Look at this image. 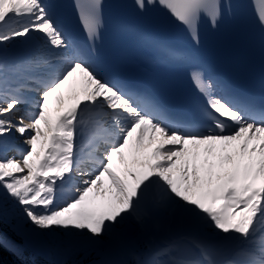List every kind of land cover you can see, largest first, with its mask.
<instances>
[{
    "label": "snow or ice",
    "instance_id": "snow-or-ice-1",
    "mask_svg": "<svg viewBox=\"0 0 264 264\" xmlns=\"http://www.w3.org/2000/svg\"><path fill=\"white\" fill-rule=\"evenodd\" d=\"M135 4L141 12L158 4L196 43L200 17L215 27L222 14L220 0ZM76 6L87 42L94 45L102 27V0H76ZM30 41L43 44L42 54L12 55L15 44ZM68 46L44 0H0V191L20 206L26 222L41 231L75 229L99 237L151 201L197 227L225 234L239 246L231 257L216 260L208 247L192 241L199 258H188L174 241L150 252L143 264H264V108L249 102L234 105L215 94V83L194 71L192 80L204 103L196 120L177 121L101 80L85 59L78 58L81 52L66 57ZM165 51L177 54L175 49ZM58 57L63 59L56 61ZM57 62L61 66L54 68ZM76 74L82 77V98H70L75 102L67 108L59 99L53 117L49 97ZM25 102L35 111L18 115ZM14 133L23 137L26 149L12 143ZM130 138L137 150L145 138V147L156 146L149 160L132 161L146 170L136 172L125 165L124 174L117 175L113 158L125 164L123 151ZM237 141L239 160L224 157L233 168L223 174L215 173L207 158L198 165L199 152L185 147L220 145L223 152ZM10 147L19 159L8 156ZM214 151L204 149L207 155ZM78 176L84 178L77 180ZM0 243L8 245L6 240Z\"/></svg>",
    "mask_w": 264,
    "mask_h": 264
},
{
    "label": "bare ground",
    "instance_id": "bare-ground-1",
    "mask_svg": "<svg viewBox=\"0 0 264 264\" xmlns=\"http://www.w3.org/2000/svg\"><path fill=\"white\" fill-rule=\"evenodd\" d=\"M41 46L43 48L38 49L40 51V54H42V52L44 50V46L42 43H39L37 41L17 43L12 47L11 53H12V55H14L16 57H24L25 53L27 54V56H34V55H38V54L34 53V48L35 47L41 48ZM66 52H67V50H66ZM65 56L68 58H71L69 56V54H67V53H65ZM62 59H63V57L55 58L56 61H60ZM60 66L61 65L58 62L53 64L54 68H58ZM12 80H13V78L11 76H9V84L10 85L13 84ZM68 83H70V84L68 85ZM82 86H83L82 85V77L80 74H76L74 77L70 78L64 85H62L61 89H59L57 93H54L52 96L49 97V112H50V114L52 116H55L57 114V112H56V109L58 107L57 101L59 99H62L64 101L63 107L67 108L71 103L75 102L74 99H70V98H72V97L82 98V96H81ZM25 112H28V111H19L18 115H23V114H25ZM14 119H15V117H14ZM27 122L28 121L25 120V123H27ZM10 139H12V143L15 144L18 148L24 149L27 146L23 143V137H21L18 133H14L13 136L10 137ZM133 140L134 139L130 138L129 145L132 144ZM189 145L193 148V152H196V151L199 152V159L197 160V164L198 165L201 164L203 162V160L205 158H207L209 163L213 164L215 166L213 168V171L215 173L223 174V172L232 170L233 165H231V164L228 165V163L223 159L224 157L231 155V156H233L234 159L239 160V158H237V156H235V153H234L235 149H236L235 147H238V141L234 142L231 146H229L223 152L220 151V148H221L220 145L211 146V147H214V149H215V151L212 155H207L204 152L205 147H210L209 145H198V146H194L191 144H189ZM146 150H147V157H149L150 151H149V149H146ZM232 150H233V153H231ZM131 152H132V150H128L126 147L124 149V152H123L124 158H129ZM7 154L10 157L15 156L17 159L20 158V154L16 150L12 149L11 147L9 148ZM186 159H190V157H186ZM138 169H140V167ZM120 170H121V165L118 163L117 158L114 157L113 158V171H115L117 173V175H119L118 172ZM130 170L136 171V167L133 165L130 168ZM142 170L143 169H141L140 171H142ZM201 175L203 176V171L201 172ZM105 184H107L106 178H105L104 185ZM215 186H216V182L214 181L212 187H215ZM97 200H99V199H97ZM153 208H154V204H152L150 201L147 205H142L141 208L138 209V211H140L141 214H148L149 216H152L154 213ZM179 227H180V229H179ZM179 227H178V232L179 233H185L187 235L186 239H188L189 241H191L189 236H190L191 232H193V231L197 234L199 233L201 235L206 236L207 239L213 245L214 254L212 255V258L216 259V260H224L225 254H228V251H230L234 248H237L239 246L237 241L225 239L224 238L225 234L223 237H220L221 233H218L213 229H204V228L201 229L200 227L195 226L192 222H190L188 219H186L184 217L182 218V221L179 224ZM113 228H115V227H112L107 233L102 234L100 237L101 238L103 237V239L105 240V238H107L110 235V232L113 230ZM53 229L54 230L50 233V234H52V238L50 239L51 244L52 243L54 244L55 242H62L61 244H66L68 247L71 246V247H76V248L82 249V248L87 247V246L98 245L101 242L100 239H98L100 237H91L90 234H86V233L80 232V231L75 230V229H61V228H53ZM55 229L57 230L56 232H55ZM47 231H49V230H47ZM176 231H177V229H176ZM31 237H33L32 241L35 244H39V245L40 244H47V240L45 238H43L42 234L39 233L38 231H33L31 233ZM0 240H2V239H0ZM7 247L10 249H14L10 243H8Z\"/></svg>",
    "mask_w": 264,
    "mask_h": 264
},
{
    "label": "rangeland",
    "instance_id": "rangeland-1",
    "mask_svg": "<svg viewBox=\"0 0 264 264\" xmlns=\"http://www.w3.org/2000/svg\"><path fill=\"white\" fill-rule=\"evenodd\" d=\"M42 48V46H41ZM39 48V49H41ZM40 52V51H38ZM70 83H68L69 85ZM136 155L139 152L134 153ZM124 156V155H123ZM144 161V160H143ZM135 166V165H134ZM99 203L102 202V198L97 197ZM155 221L149 222V227H147L148 232L150 234V244H151V252H154L160 249L163 246L168 245L170 242H180V239L177 238L176 229L178 228V222L181 219L180 216H176L172 212L168 211L166 208L159 207L155 205ZM137 217V216H136ZM0 218L5 221L14 231L15 235L20 237V244L24 248H28L29 257L32 261H35L37 255H44L45 258H52L53 261H57L58 259H62L68 263V258L75 252L80 250H92L97 247H84V248H76V247H68L66 244H61L62 242H55L54 244L50 243V239L52 238V234H50L54 229H49V231H41L36 230L30 224V222H26V218L23 212L20 209V206L17 205L11 198L5 196L2 191H0ZM143 218V217H142ZM179 219V220H178ZM145 220L141 221V219L134 220L132 217L125 220V226L129 233L136 232L142 226L145 225ZM118 228H121L118 225ZM34 229V230H33ZM165 229V232H164ZM38 231L42 234L43 238L47 240V244H35L33 243L31 237V231ZM57 230L55 229V232ZM172 231V232H171ZM142 236V233H139ZM224 234L221 233L220 237H223ZM100 237V236H99ZM126 235L125 231L122 230V234H118L117 232H113L109 239L105 241L104 245L109 249L110 253V264H118L123 260V258L129 255L127 242L125 241ZM3 240V239H2ZM9 243V242H8ZM68 247V248H67ZM75 248V249H74ZM21 254V251H17L16 254ZM22 256V255H21ZM148 257V256H147ZM146 259V258H145ZM129 263L136 264V261H130ZM69 264V263H68ZM143 264V263H142Z\"/></svg>",
    "mask_w": 264,
    "mask_h": 264
},
{
    "label": "trees",
    "instance_id": "trees-1",
    "mask_svg": "<svg viewBox=\"0 0 264 264\" xmlns=\"http://www.w3.org/2000/svg\"><path fill=\"white\" fill-rule=\"evenodd\" d=\"M0 231H5L7 234L11 235L12 233L0 222ZM0 232V233H1ZM103 255L102 250L95 251L93 253H80L76 255L78 260L77 264H97L101 260ZM0 264H23L21 261L16 259L10 252L4 249L0 245ZM29 264V263H27Z\"/></svg>",
    "mask_w": 264,
    "mask_h": 264
},
{
    "label": "water",
    "instance_id": "water-1",
    "mask_svg": "<svg viewBox=\"0 0 264 264\" xmlns=\"http://www.w3.org/2000/svg\"><path fill=\"white\" fill-rule=\"evenodd\" d=\"M196 241H198V239ZM199 241L202 245L208 247L209 250L211 251L210 246H207L205 239H202V240L199 239ZM180 252L182 255H185L188 258H196L197 257V254L188 245H185L184 243L181 244Z\"/></svg>",
    "mask_w": 264,
    "mask_h": 264
}]
</instances>
